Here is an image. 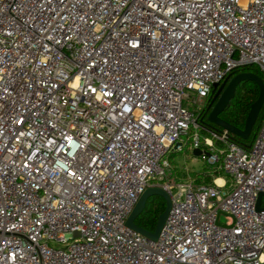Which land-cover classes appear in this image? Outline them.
<instances>
[{
	"label": "built area",
	"instance_id": "built-area-1",
	"mask_svg": "<svg viewBox=\"0 0 264 264\" xmlns=\"http://www.w3.org/2000/svg\"><path fill=\"white\" fill-rule=\"evenodd\" d=\"M250 64L264 0H0V264H264V120L246 148L201 117ZM154 186L157 239L126 224Z\"/></svg>",
	"mask_w": 264,
	"mask_h": 264
},
{
	"label": "water",
	"instance_id": "water-1",
	"mask_svg": "<svg viewBox=\"0 0 264 264\" xmlns=\"http://www.w3.org/2000/svg\"><path fill=\"white\" fill-rule=\"evenodd\" d=\"M244 80L255 81L259 85L260 93H259L257 100L251 105V109L248 113V116L245 122V127L241 129L229 123L228 121L224 120L223 118H221L220 114L222 113V111L225 110V108L229 105L231 99L234 97L235 92H236V87L238 86V84ZM213 91L215 92V95L210 105L214 103V106L208 115V120L212 124L217 125L220 128L215 127L213 125H211L210 127L216 128V129H226L231 134H235L244 139H247L250 136L254 128V125L259 117L260 111L264 105V80L262 79V77L256 73L249 72V71H241V72L235 73L234 75L232 73L223 82L215 83L213 86ZM194 153L196 155H199L200 151L195 150ZM154 195L163 197L166 202V207L158 218V222L155 227V230L149 231L145 229L144 227L140 226L136 222V219L141 214V212L144 210L148 199ZM263 197H264V192H261L258 195V199L256 203L257 210L264 209L261 205ZM171 205H172V200H171L170 194L163 187H159V186L148 187L144 191V193L140 196L138 202L134 206L131 214L129 215L126 221V224L129 227L141 232L142 234L146 235L149 238L157 239L165 224V221L171 209Z\"/></svg>",
	"mask_w": 264,
	"mask_h": 264
},
{
	"label": "trees",
	"instance_id": "trees-1",
	"mask_svg": "<svg viewBox=\"0 0 264 264\" xmlns=\"http://www.w3.org/2000/svg\"><path fill=\"white\" fill-rule=\"evenodd\" d=\"M241 71H249L256 73L259 76H261L262 79L264 80V72L255 64L242 66L236 69L232 73L234 75L235 73ZM259 93H260V88L255 81L244 80L240 82L236 87V92L234 97L231 99L229 105L225 108V110L222 111L220 117L228 121L229 123L235 125L236 127L243 129L245 127V122L248 113L251 109V105L257 100ZM211 102H212V98L210 95L201 112V117L205 116L204 118L205 120H207L209 124L220 128L219 126L212 124L208 120V115L214 106V103L210 105ZM263 120H264V105L260 111L259 117L254 125V128L250 136L247 139H244L238 135L231 134L232 139L238 144H241L242 146L249 148V146H251V144L254 142ZM174 153L176 152H172L169 155V158L172 161L174 158L173 157ZM198 180L204 182H212V177L207 173L203 172V174L200 175V178ZM165 207H166V202L163 197L158 195L151 196L148 199L144 210L137 217L136 222L145 229L149 231H154L158 222V218L160 214L164 211Z\"/></svg>",
	"mask_w": 264,
	"mask_h": 264
},
{
	"label": "rangeland",
	"instance_id": "rangeland-1",
	"mask_svg": "<svg viewBox=\"0 0 264 264\" xmlns=\"http://www.w3.org/2000/svg\"><path fill=\"white\" fill-rule=\"evenodd\" d=\"M192 110H197L196 105L190 106ZM173 161L169 158L171 163L174 166L175 175L179 179H185L192 172H206L211 169V165H209L202 157L200 156H193L192 153H187L186 148L183 151H177L174 153ZM264 204V199H263ZM221 221L224 223H232L233 219L231 216L221 215Z\"/></svg>",
	"mask_w": 264,
	"mask_h": 264
},
{
	"label": "flooded vegetation",
	"instance_id": "flooded-vegetation-1",
	"mask_svg": "<svg viewBox=\"0 0 264 264\" xmlns=\"http://www.w3.org/2000/svg\"><path fill=\"white\" fill-rule=\"evenodd\" d=\"M214 95H215V92L212 90V93H211V98H212V99H213ZM204 117H205V116L202 117V122H203L204 124H206V125L211 126V124H209V123L207 122V120H205Z\"/></svg>",
	"mask_w": 264,
	"mask_h": 264
},
{
	"label": "crops",
	"instance_id": "crops-1",
	"mask_svg": "<svg viewBox=\"0 0 264 264\" xmlns=\"http://www.w3.org/2000/svg\"><path fill=\"white\" fill-rule=\"evenodd\" d=\"M189 153H191V152H189ZM193 154V156H198V155H196L195 153H192ZM193 174H195L196 172L194 171V172H192Z\"/></svg>",
	"mask_w": 264,
	"mask_h": 264
}]
</instances>
